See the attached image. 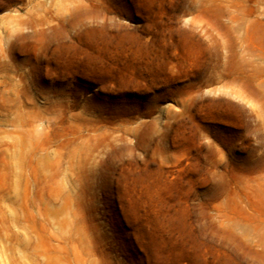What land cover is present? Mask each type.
Masks as SVG:
<instances>
[{
	"label": "rangeland",
	"instance_id": "374dc122",
	"mask_svg": "<svg viewBox=\"0 0 264 264\" xmlns=\"http://www.w3.org/2000/svg\"><path fill=\"white\" fill-rule=\"evenodd\" d=\"M0 264H264V0H0Z\"/></svg>",
	"mask_w": 264,
	"mask_h": 264
}]
</instances>
